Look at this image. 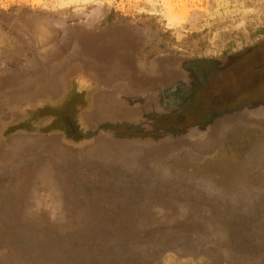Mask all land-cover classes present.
Here are the masks:
<instances>
[{"label": "rangeland", "instance_id": "rangeland-1", "mask_svg": "<svg viewBox=\"0 0 264 264\" xmlns=\"http://www.w3.org/2000/svg\"><path fill=\"white\" fill-rule=\"evenodd\" d=\"M119 50L155 81L158 145H93L117 135L77 116L127 87L89 71ZM5 81L59 100L0 98V175L31 179L32 218L57 226L20 231L25 264H264V0H0ZM38 132L64 145L4 155Z\"/></svg>", "mask_w": 264, "mask_h": 264}, {"label": "crops", "instance_id": "crops-1", "mask_svg": "<svg viewBox=\"0 0 264 264\" xmlns=\"http://www.w3.org/2000/svg\"><path fill=\"white\" fill-rule=\"evenodd\" d=\"M103 54L105 56L108 53L104 52ZM124 54L125 53L122 51L121 54L119 52L118 54L114 52L112 55H108L109 57L107 58H99L100 61L102 60L103 66L100 68L101 62L99 61L100 65L91 67L89 71L92 72L93 76H95V79L100 84L109 85L116 81L124 80L127 82V87L125 86V89L121 87L118 89V98H113L104 93L94 94L93 92H90L85 96L87 106L85 105L81 107L77 112V116L83 123H86L88 128L90 127L91 122L100 119L105 120L106 123L112 127V130L109 129L107 131L112 134L115 133L118 137L113 139L107 135L99 136L93 141V145H113L114 143L119 145H158V141L155 140L151 133V130H153L152 122L150 123L152 126L149 125V119L153 117V111L151 110L153 107L150 104L153 102V98L148 95H150V89L154 87L155 81L153 77L149 78L144 73H139L136 67L132 65L129 56ZM108 60L113 61L112 64ZM104 64H109V66L104 67ZM105 68L108 70L106 71ZM173 79L174 78H172V80ZM163 80H165L163 83L171 81L170 78ZM2 84L4 91L1 100L4 101L37 102L43 94L52 98L46 101L50 102L48 104H56L59 101L58 99L54 100L57 98L56 94H54L57 89L49 83L43 86L40 82H35L33 85L34 88H32L26 81L19 85L14 83L17 87L16 89H13V91V87H11L12 82L5 81ZM5 87H7V91H5ZM137 131H141V133L138 134ZM4 145H9V148L7 149V152L5 151L6 153H4V155L11 157L16 151V147L13 145L64 144L53 133L43 132L41 134L38 132V134L33 135L15 136L14 138H10ZM72 145L89 144H86V142L83 141H78ZM3 176H5L6 181L3 180ZM29 182H31V179H25L20 173L0 175V183H3L0 185V264H10L11 261L14 264H25L26 257L24 250L21 251L19 248L11 249V247L25 245V240L21 236L23 233H20V231H25L26 229H51L52 226H54L45 223L43 224L42 222L35 221V218H32V208L26 204V198L33 197V191L28 188L27 183ZM31 219L32 221H30ZM54 228L56 229L57 226H54Z\"/></svg>", "mask_w": 264, "mask_h": 264}, {"label": "bare ground", "instance_id": "bare-ground-1", "mask_svg": "<svg viewBox=\"0 0 264 264\" xmlns=\"http://www.w3.org/2000/svg\"><path fill=\"white\" fill-rule=\"evenodd\" d=\"M115 34H116V33H115ZM108 36H109V35H108ZM114 38H115V37H114ZM99 44H100V43H99ZM111 44H112V43H111ZM99 46H100V45H99ZM123 46H125V45H123ZM105 47H106V46H105ZM98 48H99V47H98ZM104 49H105V48H104ZM104 49H103V50H104ZM92 50H93V48H92ZM94 50H95V49H94ZM97 50H98V49H97ZM106 50H107V49H106ZM109 50H110V49H109ZM112 50H113V49H112ZM100 51H101V49H100ZM114 51H115V49H114ZM121 51H122V50H121ZM118 52L121 54L120 50L117 51L116 53L118 54ZM105 53H106V51H105ZM123 53H124V52H123ZM124 55H125V54H124ZM127 55H128V54H127ZM118 56H119V55H118ZM116 57H117V56H116ZM114 58H115V57H114ZM119 58H120V57H119ZM88 59H89V58H88ZM91 59L93 60V58H91ZM112 59H113V58H112ZM125 59H126V58H125ZM92 60H91V61H92ZM106 60H107V59H106ZM95 61H96V60H95ZM101 61H102V60H101ZM108 61H110L111 64H112V62H113V61H111V60H108ZM114 61H115V60H114ZM118 61H120V60H118ZM118 61H117V62H118ZM110 62H109V63H110ZM94 64H95V62H94ZM116 64H117V63H116ZM98 65H100V64H98ZM102 66H103V65L101 64V65H100V68H101ZM105 66H109V64H108V65H105V64H104V67H105ZM116 66H117V65H116ZM122 66H123V65H122ZM111 67H113V66H111ZM114 67H115V66H114ZM118 67H120V66H118ZM128 68H129V67H128ZM105 69H106V71H107V70L109 69V67H108V69H107V68H105ZM101 70H102V69H101ZM117 70H118V68H117ZM120 70H121V69H120ZM122 70H123V68H122ZM106 71H104V72H106ZM115 71H116V70H115ZM124 71H126V70H124ZM121 72H122V71H121ZM100 73H101V71H100ZM125 73H126V72H125ZM101 74H102V73H101ZM120 74H121V73H120ZM116 75H117V74H116ZM121 75H122V74H121ZM124 77H125V76H124ZM103 78H104V77H103ZM112 78H113V76H112ZM121 78H122V77H121ZM125 78H126V77H125ZM2 83H3V82H2ZM13 84H14V83H13ZM1 85H3V84H1ZM11 86H12V84H11ZM14 86H15V84H14ZM0 88H1V87H0ZM6 88H7V87H5L4 89H6ZM8 88H9V87H8ZM2 89H3V88H2ZM13 89H14V88H13ZM13 89H12V91H13ZM3 91H4V90H3ZM1 93H2V91H1ZM1 93H0V94H1ZM0 98H1V97H0ZM2 99H3V98H2ZM243 179H244V178H243ZM243 182H244V180H243ZM252 183H253V182H252ZM256 183H258V182H256ZM259 183H261V182H259ZM239 184H240V183H239ZM254 184H255V183H254ZM254 184H253V187H254ZM257 185H258V184H257ZM257 185H256V186H257ZM259 185H261V184H259ZM232 186H233V185H232ZM256 186H255V187H256ZM257 187H258V186H257ZM207 246H208V245H207ZM207 246H206V247H207ZM208 247H209V246H208ZM209 248H211V247H209ZM207 249H208V248H207ZM209 251H210V250H209ZM210 253H211V252H210ZM207 255H208V254H207Z\"/></svg>", "mask_w": 264, "mask_h": 264}, {"label": "trees", "instance_id": "trees-1", "mask_svg": "<svg viewBox=\"0 0 264 264\" xmlns=\"http://www.w3.org/2000/svg\"><path fill=\"white\" fill-rule=\"evenodd\" d=\"M107 21H110V20L107 18ZM108 128H111L112 129V127H108Z\"/></svg>", "mask_w": 264, "mask_h": 264}]
</instances>
